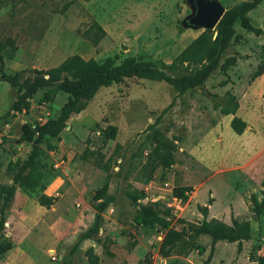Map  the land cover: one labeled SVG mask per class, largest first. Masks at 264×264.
Returning a JSON list of instances; mask_svg holds the SVG:
<instances>
[{"label": "rangeland", "instance_id": "1", "mask_svg": "<svg viewBox=\"0 0 264 264\" xmlns=\"http://www.w3.org/2000/svg\"><path fill=\"white\" fill-rule=\"evenodd\" d=\"M217 1L229 10L246 0ZM190 13L187 0H0V42L16 46L0 51V182L10 177L8 164L31 150L19 141L22 124L55 118L68 99L58 93L41 103L38 93L29 110L10 112L19 84L74 54L98 62L110 57L116 64L135 57L166 70L204 31L182 26ZM246 17L264 34V1ZM94 22L106 32L97 47L84 38ZM234 29L235 39L202 87L181 94L164 82L126 78L100 88L85 110L72 115L60 141L40 145L45 189L55 201L13 216L19 249L6 226L0 243L11 249L0 264H27L19 252L28 253L32 264H88V250L98 264H259L264 209L254 213L251 198L264 200V74L253 76L264 67V36L244 29L241 20ZM227 59L234 61L224 72L220 66ZM234 117L245 123L241 134L232 127ZM48 146H56L55 152ZM166 156L171 166L163 163ZM106 179L114 201L99 234L70 255L94 221L91 199ZM184 186L192 189L188 199L174 201V188ZM29 195L36 200V193ZM139 204H158L180 233L167 255L160 248L165 230L134 222ZM234 220L250 223L247 240H213L197 232L203 221L232 226Z\"/></svg>", "mask_w": 264, "mask_h": 264}, {"label": "trees", "instance_id": "2", "mask_svg": "<svg viewBox=\"0 0 264 264\" xmlns=\"http://www.w3.org/2000/svg\"><path fill=\"white\" fill-rule=\"evenodd\" d=\"M263 1L246 0L238 6L226 10L215 29L204 30L198 38L193 40L173 59L166 70L161 69L151 60H138L135 57H125L116 64L115 60L110 57L103 62H98L95 59L86 60L80 55L74 54L65 58L56 67L46 71L35 70L32 77L26 78L19 84L16 100L9 108L10 112L29 110L32 99L38 93H41L39 99L41 103L52 102L58 93L66 94L68 99L55 118H48L44 123L34 126L27 122L21 126L19 141L30 144L31 150L24 160L8 164L7 173L12 184L0 185V240L4 237L8 210L17 189L26 194L36 193V200L40 206L49 208L53 205L54 198L44 194L45 162L44 152L40 145L49 143L51 139L56 142L60 141V133L72 115L85 110L88 102L95 97L100 88L121 83L126 78L164 82L175 89H179L181 94L187 89L202 87L205 80L218 67L223 52L235 39L234 23L237 20L242 21V26L247 31L257 36L261 34V29L254 27L246 15ZM214 33H216L215 37ZM105 36V30L97 22H94L84 31V38L93 47H97ZM7 47H10L12 51L16 50L12 40L0 42V51ZM232 61L234 60L227 59L220 66L221 70L225 72ZM182 71L189 75L182 74ZM262 74H264V67L257 69L253 78L256 79ZM262 97L264 98V92ZM235 108H237V104L234 105ZM232 127L236 133L241 134L245 129V123L234 117ZM113 131H116V128H113ZM109 136L112 137L111 134ZM47 149L50 152H55L56 146H48ZM163 163L166 166H171L172 158L170 156L164 157ZM262 187L264 189V180ZM107 189L108 180L106 179L102 186L94 192L91 199V206L95 211L94 221L87 230L78 235L77 241L70 249V255L77 249L81 241L94 239L98 236L103 222V213L114 201V198L107 193ZM191 191V187L184 186L174 188L173 193L177 198L186 201ZM251 201L253 212L261 214L264 209V200L258 203L253 195ZM163 215L165 216H162V210L159 209L158 204H139L134 215V222L142 226L154 227L157 225L162 227L165 233L160 248L164 255H167L171 247L181 240V235L179 232L173 231L170 228V223L164 218L167 217L168 212H163ZM197 232L208 235L213 240L242 241L247 240L250 236V223L234 220L232 226H227L216 221H203ZM10 249V244L0 243V257ZM87 253L88 264H98V257L92 250H88ZM258 263L264 264V256L258 259Z\"/></svg>", "mask_w": 264, "mask_h": 264}, {"label": "water", "instance_id": "3", "mask_svg": "<svg viewBox=\"0 0 264 264\" xmlns=\"http://www.w3.org/2000/svg\"><path fill=\"white\" fill-rule=\"evenodd\" d=\"M191 13L182 20V26L188 29L214 30L225 13V8L217 0H187ZM207 95V91L202 89Z\"/></svg>", "mask_w": 264, "mask_h": 264}, {"label": "crops", "instance_id": "4", "mask_svg": "<svg viewBox=\"0 0 264 264\" xmlns=\"http://www.w3.org/2000/svg\"><path fill=\"white\" fill-rule=\"evenodd\" d=\"M261 29V28H260ZM261 34H262V36H264V34H263V31H262V29H261ZM264 41V40H263ZM9 178V179H8ZM8 178H6L7 180L4 182V181H2V182H0L1 184L0 185H10V184H12V181H11V179H10V177H8ZM49 188V187H48ZM50 189V188H49ZM49 189H45L44 190V194L46 195V196H48V197H51V192H50V190ZM21 201V204L19 203ZM20 204V205H19ZM24 204V205H23ZM32 204H37L38 206H39V208H43L44 210H45V208L44 207H42V206H40L37 202H36V200H34V198L31 196V195H29V194H26L25 192H23L22 190H20V189H17V191H16V194H15V196H14V199H13V201H12V205H11V207H10V215H9V222H8V218H7V220H6V223H5V227L6 226H8V228L11 230V231H9L8 232V237H12V241L14 242V244H15V247L16 248H18L17 246H18V244H17V238H18V236H17V234H16V232H14V229H16V227L14 226V227H11V224L12 223H14V225H16V223L14 222V218L15 217H13V216H15V214L17 213V212H21L23 209H25V208H27V207H29L30 205H32ZM23 205V206H22ZM47 210V209H46ZM10 218H11V220H10ZM21 224V223H20ZM16 238H15V237ZM29 236V235H28ZM19 249V248H18ZM20 251H22L21 249H20ZM17 254V256H21L22 258H25V260H26V263L27 264H32L30 261L32 260L29 256V254L28 253H22V252H19V253H16ZM24 254V255H23ZM29 259H31V260H29ZM33 262V261H32Z\"/></svg>", "mask_w": 264, "mask_h": 264}, {"label": "built area", "instance_id": "5", "mask_svg": "<svg viewBox=\"0 0 264 264\" xmlns=\"http://www.w3.org/2000/svg\"><path fill=\"white\" fill-rule=\"evenodd\" d=\"M174 201H176V202H180V199H174Z\"/></svg>", "mask_w": 264, "mask_h": 264}]
</instances>
